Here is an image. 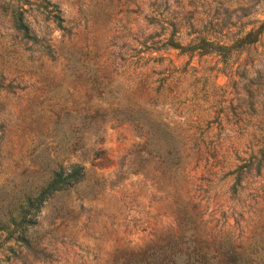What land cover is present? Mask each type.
<instances>
[{
    "label": "rangeland",
    "instance_id": "obj_1",
    "mask_svg": "<svg viewBox=\"0 0 264 264\" xmlns=\"http://www.w3.org/2000/svg\"><path fill=\"white\" fill-rule=\"evenodd\" d=\"M7 1L0 219L15 217L58 164L77 162L85 176L43 201L29 247L0 230V264H165L196 222L203 235L247 244L264 223V31L225 59L148 54L170 24L184 43L214 23V0H48L62 30L40 0H18L28 40L11 26ZM222 1L230 15L221 39L264 19V0ZM260 153V174L230 196L225 172Z\"/></svg>",
    "mask_w": 264,
    "mask_h": 264
},
{
    "label": "trees",
    "instance_id": "obj_2",
    "mask_svg": "<svg viewBox=\"0 0 264 264\" xmlns=\"http://www.w3.org/2000/svg\"><path fill=\"white\" fill-rule=\"evenodd\" d=\"M213 2L215 4L214 15L219 11L221 14L220 18L213 17L214 23L208 21L201 29L193 30L192 36L184 43L180 41L182 38L181 31L178 28L175 29L174 24H170L171 30L166 37L150 42L144 49H148V54L149 51L174 49L179 53L188 55V57L214 54L225 59L230 58L231 53L238 54L247 46L257 42L260 34L264 31V19L258 20L257 25H253L247 30H243L241 26L236 32H230V36H226L227 32H224L223 35L225 36L222 39L220 36L217 37V34L222 35L221 30L226 27L230 14L226 13V7H223L222 0H214ZM39 6L44 13L45 20H49L60 30L64 28V19L57 4L48 0H40ZM2 9L9 16L13 29L19 32L22 38L35 40L25 9L18 0H8ZM242 14L245 15L246 12H242ZM205 25L209 26L207 30ZM140 52L142 50L139 49L138 53ZM149 58L146 56L147 60ZM252 159L253 157L250 156L243 160V163L237 164L223 175L224 177L231 176L228 184L230 196H234L241 190L244 180L250 172H253L255 176L260 174L262 154L260 153L255 161ZM84 176V168L77 162L64 166L58 164L38 190L33 194L29 193L23 196L15 217L0 219V230H4L6 233L4 238H12L15 242L29 247L30 239L26 234V229L36 223L35 217L43 201L54 192L65 190L81 181ZM199 227V222H196L195 231H192L185 238V241H183L184 237H180L181 244L184 246H181L178 251H172L165 264H264V252L262 253L264 246H257V243L264 245V223L257 226L258 231L250 237L247 244H243L239 240V236H234L232 233L219 237H216V234L203 235L199 232Z\"/></svg>",
    "mask_w": 264,
    "mask_h": 264
}]
</instances>
